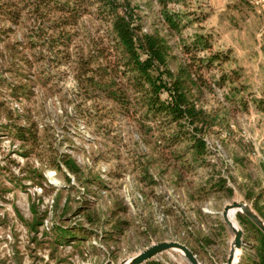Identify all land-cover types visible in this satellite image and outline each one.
I'll return each mask as SVG.
<instances>
[{
  "label": "rangeland",
  "instance_id": "obj_1",
  "mask_svg": "<svg viewBox=\"0 0 264 264\" xmlns=\"http://www.w3.org/2000/svg\"><path fill=\"white\" fill-rule=\"evenodd\" d=\"M128 2L135 5L143 26L159 29L178 53L177 36L161 28L159 0ZM165 2L186 23L182 37L201 26L202 32L212 35L214 50L229 51L230 59L222 67L237 70L247 102L246 110L229 113L230 130L214 129L204 137L209 165L196 168L195 174L183 172L180 180L171 170L175 162L159 165L154 139L141 135L130 119L118 116L101 122L99 132L79 118L66 119L73 111L67 100L73 85L69 68L38 60L37 49L27 47L21 29L0 19V264H115L151 243L175 240L186 244L184 224L192 228L194 237H209L205 249L198 250V257L195 254L199 262L223 264L233 236L226 226L222 232L216 223L222 221L223 205L241 200L255 211V198L264 204V13L250 0ZM83 19L86 26L92 25L89 17ZM213 73L217 75L216 70ZM216 93L223 100L221 91L216 89ZM210 103L216 105L213 99ZM59 153L70 154L82 168L78 181L71 176L73 188H67L61 173L46 162L50 154ZM142 165L148 169L147 176L140 170ZM30 170L43 173L40 185L35 184L38 178L27 177ZM217 173L225 178L231 193L221 190L203 199L198 188ZM87 178L99 179L105 186L86 183ZM117 199L128 206L125 217L130 225L116 240L99 241L93 236L62 245L50 240L54 239L50 233L54 222L89 226L75 212L79 202H96L102 218ZM31 202L39 215L45 213L36 229L28 226ZM235 220L244 234L236 215ZM93 229L100 234L110 228ZM243 234L239 258L251 251ZM156 258L189 264L173 250Z\"/></svg>",
  "mask_w": 264,
  "mask_h": 264
},
{
  "label": "trees",
  "instance_id": "obj_2",
  "mask_svg": "<svg viewBox=\"0 0 264 264\" xmlns=\"http://www.w3.org/2000/svg\"><path fill=\"white\" fill-rule=\"evenodd\" d=\"M159 5L161 28L177 36L178 53L159 29L143 26L135 5L128 0H0V19L21 29L27 47L37 49L38 60L44 59L51 67L69 68L73 85L67 100L73 111L66 119L79 118L97 132L106 120L118 116L130 119L141 135L154 139L159 165L175 162L171 170L180 180L183 172L195 174L196 168L209 165L204 137L214 129L230 130L229 113L247 109L242 95L245 85L238 80L237 70L223 69V63L230 59L229 51L214 50L210 33L202 32L200 26L182 37L181 30L186 26L182 15L167 9L165 0H159ZM84 17L91 19L88 26L93 27L94 34ZM216 89L223 100L217 97ZM211 99L216 105L210 103ZM188 156L190 161L185 162ZM46 162L61 173L67 188H73L69 185L71 176L79 180L82 168L70 154H50ZM140 170L143 176L148 175L145 165ZM34 172L30 170L27 177L32 181L38 178L35 184L40 185L45 176ZM85 180L105 186L99 179ZM47 184L51 185L50 181ZM200 186L197 191L203 199L213 192L232 191L219 173ZM82 202L75 212L89 226L54 222L50 228L54 245L93 236L99 241H114L129 227L125 217L128 206L122 200L114 201L102 218L96 212V202ZM253 209L264 221V204L255 198ZM30 213L28 226L36 229L45 213L39 215L33 202ZM236 216L251 250L242 252L237 264H264V234L246 216ZM216 223L226 231L221 220ZM101 225L110 229L97 234L93 228ZM183 228L185 245L198 257V250L205 249L209 237H194L187 224ZM142 264L169 263L154 257Z\"/></svg>",
  "mask_w": 264,
  "mask_h": 264
},
{
  "label": "water",
  "instance_id": "obj_3",
  "mask_svg": "<svg viewBox=\"0 0 264 264\" xmlns=\"http://www.w3.org/2000/svg\"><path fill=\"white\" fill-rule=\"evenodd\" d=\"M231 210L237 213H241L246 216L257 228L264 234V221L257 215L255 211L251 209L247 203L241 200H232L223 205L221 210V218L224 225L233 234L229 244V250L223 264H236L240 254V248L242 245V234L243 231L239 225H234L229 218V212ZM173 250L178 251L189 264H201L196 258L195 254L183 243L175 240H164L155 243H151L144 247L137 253L129 256L128 258L122 259L115 264H142L145 261L156 257L162 252Z\"/></svg>",
  "mask_w": 264,
  "mask_h": 264
},
{
  "label": "built area",
  "instance_id": "obj_4",
  "mask_svg": "<svg viewBox=\"0 0 264 264\" xmlns=\"http://www.w3.org/2000/svg\"><path fill=\"white\" fill-rule=\"evenodd\" d=\"M252 4H255L257 11L264 13V0H250Z\"/></svg>",
  "mask_w": 264,
  "mask_h": 264
},
{
  "label": "bare ground",
  "instance_id": "obj_5",
  "mask_svg": "<svg viewBox=\"0 0 264 264\" xmlns=\"http://www.w3.org/2000/svg\"><path fill=\"white\" fill-rule=\"evenodd\" d=\"M229 218L231 219V221H232V223L234 224V225H237V222H236V220H235V211L234 210H231L230 212H229ZM238 226V225H237Z\"/></svg>",
  "mask_w": 264,
  "mask_h": 264
}]
</instances>
